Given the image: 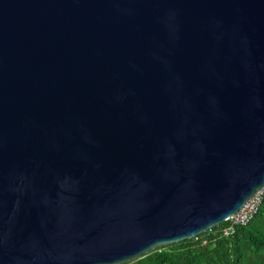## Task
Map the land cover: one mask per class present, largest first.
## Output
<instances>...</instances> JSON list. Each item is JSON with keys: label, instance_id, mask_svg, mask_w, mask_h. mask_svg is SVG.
<instances>
[{"label": "water", "instance_id": "obj_1", "mask_svg": "<svg viewBox=\"0 0 264 264\" xmlns=\"http://www.w3.org/2000/svg\"><path fill=\"white\" fill-rule=\"evenodd\" d=\"M264 186V0H0V264H124Z\"/></svg>", "mask_w": 264, "mask_h": 264}, {"label": "trees", "instance_id": "obj_2", "mask_svg": "<svg viewBox=\"0 0 264 264\" xmlns=\"http://www.w3.org/2000/svg\"><path fill=\"white\" fill-rule=\"evenodd\" d=\"M227 222L195 238L158 247L124 264H264V197L253 218L223 233Z\"/></svg>", "mask_w": 264, "mask_h": 264}, {"label": "built area", "instance_id": "obj_3", "mask_svg": "<svg viewBox=\"0 0 264 264\" xmlns=\"http://www.w3.org/2000/svg\"><path fill=\"white\" fill-rule=\"evenodd\" d=\"M263 197L264 186L258 189L237 212L226 220L227 225L223 229V233L228 235L234 231L236 226H243L247 224L257 213Z\"/></svg>", "mask_w": 264, "mask_h": 264}]
</instances>
